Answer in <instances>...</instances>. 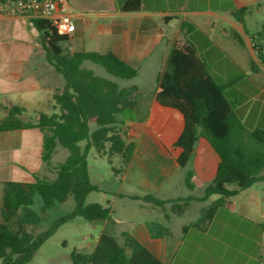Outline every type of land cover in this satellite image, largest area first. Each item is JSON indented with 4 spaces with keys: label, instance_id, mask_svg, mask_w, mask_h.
I'll use <instances>...</instances> for the list:
<instances>
[{
    "label": "trees",
    "instance_id": "obj_1",
    "mask_svg": "<svg viewBox=\"0 0 264 264\" xmlns=\"http://www.w3.org/2000/svg\"><path fill=\"white\" fill-rule=\"evenodd\" d=\"M142 0H125L120 9L138 11ZM248 6L240 3L234 16L242 21ZM47 60L64 77V86L53 94L51 113L23 117L25 109L13 105L0 118V131L38 128L43 132L42 160L45 167L51 164L58 145L68 149L67 157L56 166L53 179L34 173L33 181L7 180L1 185L0 201V264H26L39 247L63 223L82 216L91 222H106L111 218L110 206L100 202L85 203L88 192L97 189L90 177L88 153L95 148L99 156L114 157L119 166L111 165L115 173L128 166L137 143L129 138L126 128L145 119L139 109L143 94L137 85L121 86L108 76L96 73L84 63L99 64L113 77L130 79L137 69L112 51H70L69 36L58 33L46 19L34 20ZM188 25V23H185ZM235 38L239 40L237 34ZM254 48L259 62L264 66V25L257 32ZM251 69L257 65L251 62ZM237 79L218 84L210 75L208 64L201 59L195 46L178 41L172 47L162 71L156 79L151 95L162 106L177 111L182 116V128L177 140L164 149L183 168L188 167L198 138L204 137L219 156L216 175L205 187L200 199L207 200L197 218L183 226V231L197 227L204 231L219 208L233 209L231 196L252 184L264 181V132L249 129L241 121L226 98V87ZM137 112V117L135 115ZM194 172L187 168L185 183L193 188ZM42 199L41 209L47 210L73 195L74 208L59 216L44 231L34 234L29 226L37 225L42 216L33 208L35 196ZM144 200L157 205L172 202L173 210L181 213L195 196L173 200L145 195ZM183 202L181 205L179 202ZM264 231V224H260ZM153 237H162L169 228L157 221L147 223ZM119 236L101 231L91 252L74 250L70 254L74 264H166L143 241L128 231ZM129 250V252H128ZM264 264V259L259 263Z\"/></svg>",
    "mask_w": 264,
    "mask_h": 264
},
{
    "label": "crops",
    "instance_id": "obj_2",
    "mask_svg": "<svg viewBox=\"0 0 264 264\" xmlns=\"http://www.w3.org/2000/svg\"><path fill=\"white\" fill-rule=\"evenodd\" d=\"M68 1L76 22V30L68 42L70 51H112L137 69L135 77L143 79L144 75L152 73L155 91L157 76L172 47L178 41L190 42L200 58L207 62L215 82L216 79H222V83L237 79L229 89H225L226 98L247 128L264 132V66L257 58L254 36L249 28L257 24L253 17L257 13H264V0H217L219 6L210 9L197 5L201 1L210 3L211 0H142L140 10L131 12L120 9L125 0ZM240 3L248 6L242 21L234 16ZM2 20L20 21L30 28L37 41L24 42L28 50L23 51L25 55L22 57L0 62V118L13 105L25 109L23 117L37 116L40 112L51 113L56 110L53 94L64 86L63 75L47 60L46 50L38 40V30L34 25L21 17H1ZM263 25L264 22L255 31L256 34ZM252 61L257 65L256 70L251 69ZM134 84L140 91L139 85ZM155 104L165 113L176 116V119L171 133L151 139L146 145L154 161L151 169H146L140 163L131 168L136 147L126 167L129 170L124 174L128 182L117 177L120 183L131 184L140 192L126 195L120 188L116 191V198L135 201L136 209L146 215L143 222L131 220L135 232L130 233L143 241L166 264H259L264 259V231L260 225L264 224V181L256 182L231 196L234 208H219L204 231L198 228L183 231L186 225L183 224L182 233L175 232L171 228L174 212L161 213L158 205L142 198L145 195L163 200L183 198L170 196L169 192L180 177H183L186 186L187 168L194 172V187L189 189L200 187L197 194L184 196L198 197L190 200L187 207L195 202V209H198L216 197L200 199L205 187L216 175L219 156L209 142L200 136L188 167H180L163 145L170 148L177 140L183 124L182 116L156 101ZM168 124L169 121L167 128L170 127ZM25 143L28 146L23 148ZM42 148L43 132L38 128L0 131V191L4 181L13 180L21 172H26L33 180L34 173L40 174V170H33L25 164L33 152L41 155ZM14 155L21 157V163L15 162ZM168 166L172 167L170 172ZM107 203L102 204L110 208L113 206L110 200ZM123 205L124 211L132 208L128 201ZM152 216L159 217L167 224L170 228L167 235L153 237L150 234L146 221Z\"/></svg>",
    "mask_w": 264,
    "mask_h": 264
},
{
    "label": "rangeland",
    "instance_id": "obj_3",
    "mask_svg": "<svg viewBox=\"0 0 264 264\" xmlns=\"http://www.w3.org/2000/svg\"><path fill=\"white\" fill-rule=\"evenodd\" d=\"M197 6L202 9H210L218 7L219 2L217 0H211L210 3L208 1H201ZM253 18L257 20V24L249 26V28L251 30L250 34H253V40H255L257 39L255 31L258 30L261 23L264 22V13H257ZM30 40L37 41V37L30 31L29 27L24 26L20 21H0V62H7L13 58H20L25 55L23 51L28 50V47H25L24 42ZM38 40L40 41L39 35ZM40 43L42 44L41 41ZM67 47L70 50L68 44ZM226 61H228L227 58ZM85 65L92 68L98 74L116 79L121 86H128L137 83L140 87V91L145 94L143 96L144 105L140 107L139 115L146 116L148 111L147 117L134 122L132 126L126 128V130L128 131L129 138L137 141L138 147L135 157L131 162V168H134L138 165V163H140L146 169H151L154 166V161L150 151L146 149V145L150 143L151 139H156L158 136L171 133L174 126L173 121L176 119V116L173 114H167L157 107L153 97H151L155 86V81L152 78L153 74L148 73L144 75L143 79L138 77L121 79L111 76L103 66L94 62L86 61ZM230 75H232V73H230ZM216 80L219 83L223 82L222 79ZM56 83H58V81H56ZM227 88L229 89L230 86L226 87V89ZM229 94L230 93L228 91V95ZM51 110L52 109L49 111L51 112ZM135 115L136 117L138 116L137 112H135ZM168 121V125L170 127L167 128L166 125ZM156 125H161L163 127L158 128ZM23 146V148L27 147L28 143H25ZM68 153L69 151L67 148L58 145L53 155L51 164L43 168V161L40 153L36 154L33 152V154H31L26 160L25 166L33 168V170H40L41 176L53 179L56 175L57 164L63 161L67 157ZM13 158L15 159V162L17 161L21 163L20 156L14 155ZM88 162L91 180L98 188L87 193L85 203L101 202L106 205L108 204L107 201L110 200L113 203V206L111 207L110 220L106 222H91L82 216H76L75 218L61 224L39 247L33 258L26 264H74L70 257L72 251L78 250L91 252L101 231H107L118 235L120 242H122L123 235L120 231L135 232L131 220L135 222H143L146 219V215L136 209L135 201H132L131 199H124L123 201L116 198V191L120 188L123 189V192L126 193V195L140 192L138 188L132 186L131 184H122L117 179V177H120V179H123V182H128V177H126V175L124 176V174L128 172L129 168H126L124 172L115 173L111 165L113 164L115 166H119V159L114 157L111 164L108 162L107 157L99 156L95 148H92L89 151ZM171 170L172 167L168 166V171L170 172ZM13 180L31 181L33 179L28 177L26 172H21L19 176H15ZM198 191H200V187L191 190L185 186L183 177H180L177 179L175 185L169 192V195L184 197L189 194H197ZM125 201H128L132 206L130 210L124 211L125 209L123 204ZM179 203L183 205V202L180 201ZM172 205V203L170 205H158V211L161 213L166 211L171 213L174 212V215L172 214L171 228L175 232L178 231V233H182L181 226L183 224H189L197 218L200 208L204 206L202 205L198 209H195L196 206L194 205H196V203L193 202L190 207H187L183 212L178 213L173 210ZM41 206L42 199L41 196L37 194L35 196L33 208L42 216V220L37 225L29 226V229L33 230L34 234H38L41 231L46 230L59 216L71 211L75 206V201L73 195L70 194L66 200L56 203L53 207H50L47 210L43 211ZM149 221H157L167 226V224L164 221H161V219L157 216H152L150 220L146 221V224ZM190 228L195 229L197 227ZM167 234L168 233L165 235Z\"/></svg>",
    "mask_w": 264,
    "mask_h": 264
},
{
    "label": "built area",
    "instance_id": "obj_4",
    "mask_svg": "<svg viewBox=\"0 0 264 264\" xmlns=\"http://www.w3.org/2000/svg\"><path fill=\"white\" fill-rule=\"evenodd\" d=\"M1 17H21L32 25L36 19H46L58 33L69 37L76 30L68 0H0Z\"/></svg>",
    "mask_w": 264,
    "mask_h": 264
}]
</instances>
